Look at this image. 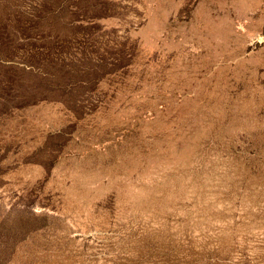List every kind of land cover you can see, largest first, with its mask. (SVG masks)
I'll return each mask as SVG.
<instances>
[{
	"label": "rangeland",
	"instance_id": "1",
	"mask_svg": "<svg viewBox=\"0 0 264 264\" xmlns=\"http://www.w3.org/2000/svg\"><path fill=\"white\" fill-rule=\"evenodd\" d=\"M0 264H264V0H0Z\"/></svg>",
	"mask_w": 264,
	"mask_h": 264
}]
</instances>
